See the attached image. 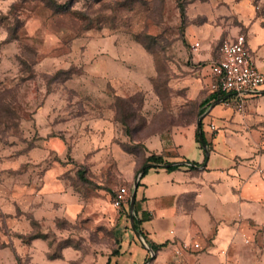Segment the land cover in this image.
<instances>
[{"label":"rangeland","instance_id":"374dc122","mask_svg":"<svg viewBox=\"0 0 264 264\" xmlns=\"http://www.w3.org/2000/svg\"><path fill=\"white\" fill-rule=\"evenodd\" d=\"M206 20L245 35L264 25V0H0V264L14 263V213L26 221L20 233L32 229L26 240L46 235L52 259L65 245L85 254L114 245L130 213L129 203L126 217L113 206L115 192L127 188L130 200L144 141L168 140L201 115L185 31ZM51 137L63 152L47 148ZM51 166L67 167L81 203L73 222L43 223L30 211ZM15 184L33 186L31 208L15 211ZM18 252L16 264H31Z\"/></svg>","mask_w":264,"mask_h":264},{"label":"crops","instance_id":"0c3cea01","mask_svg":"<svg viewBox=\"0 0 264 264\" xmlns=\"http://www.w3.org/2000/svg\"><path fill=\"white\" fill-rule=\"evenodd\" d=\"M238 35L234 26L208 20L186 28L185 41L194 49L189 53L194 71L190 93L200 104L215 94L210 90L215 82L211 65L219 58L218 45ZM243 36L264 74V25L252 23ZM216 100L204 110L208 112L200 129L197 120L175 128L168 140L153 136L144 141L143 167L153 164L145 163L150 156L163 159L162 164L145 169L135 195L134 219L146 217L139 223V233L149 247L157 248L150 264H264V85L241 99L211 107ZM239 100L243 103L240 110L232 106ZM47 108H40L37 117L42 118ZM46 142L50 151L63 152L59 138ZM66 168L51 166L44 171L39 191L45 197L33 209V186L15 184V211L29 207L33 218L43 223L59 217L71 222L78 218L81 203L66 183ZM124 210L122 217H126ZM13 216L9 221L20 239L18 244L9 242L13 264L19 248L31 264H144L150 257L132 230L130 213L128 228L115 233L116 241L109 248L93 247L85 254L65 245L60 257L53 259L48 256L51 246L46 235L26 240L32 229L20 233L18 226L26 221L19 214Z\"/></svg>","mask_w":264,"mask_h":264},{"label":"built area","instance_id":"2783aa9c","mask_svg":"<svg viewBox=\"0 0 264 264\" xmlns=\"http://www.w3.org/2000/svg\"><path fill=\"white\" fill-rule=\"evenodd\" d=\"M197 46V45H196ZM215 82L211 92L218 95H228L229 98H240L248 92H256L264 85V74L256 67L252 52L247 46L246 38L238 35L234 39L224 41L219 49V58L211 65ZM224 98V97H222ZM241 109L243 103L237 102ZM129 193L125 187L115 192L113 206L122 209L128 206ZM197 248L198 246L195 245ZM186 246L183 245V249Z\"/></svg>","mask_w":264,"mask_h":264},{"label":"water","instance_id":"95a60500","mask_svg":"<svg viewBox=\"0 0 264 264\" xmlns=\"http://www.w3.org/2000/svg\"><path fill=\"white\" fill-rule=\"evenodd\" d=\"M229 98V96L227 95L226 97L224 98H220L218 100H216L212 105L211 107H213L214 105H216L217 103H221L223 102L225 99ZM208 111H206L205 113H203L202 115H200V117L198 118V121H197V126H198V129H200V122L201 120L206 116ZM202 146L203 148L206 150L207 152V148H206V145L204 144V142L202 141ZM155 165L153 164H147L145 165L139 172L138 174V177L134 183V187L132 189V192H131V196H130V200H129V210H130V221H131V227H132V230L136 236V238L138 239V241L140 242V244L149 252L150 254V257L149 259L144 263V264H150L151 261L153 260V257L155 255L154 251L148 246V244L145 242V240L143 239V237L140 235V233L135 229L134 227V203H135V195H136V188L138 186V182H139V179L140 177L142 176L144 170L146 168H150V167H154ZM173 166H175V164H173Z\"/></svg>","mask_w":264,"mask_h":264},{"label":"trees","instance_id":"16d2710c","mask_svg":"<svg viewBox=\"0 0 264 264\" xmlns=\"http://www.w3.org/2000/svg\"><path fill=\"white\" fill-rule=\"evenodd\" d=\"M180 18H181V22L182 24L184 25L185 24V9L183 6H180ZM222 97H225V95H216V94H213L209 99H207L206 101H203L201 104H199V114H202L204 112V110L206 109V107L214 100L216 99H219V98H222ZM199 140V139H198ZM145 163H153V164H162L163 163V159L161 157H157V156H150L146 161ZM172 168H170L169 170H172ZM147 170L144 171V173H146ZM140 185L138 184V187ZM134 207L136 208V201H135V204H134ZM128 215V213H127ZM143 220H146V217H143L140 221H137L136 219H134V226L136 228V230L138 232L141 233L140 229H139V223ZM36 237V236H35ZM35 237H32V238H35ZM150 248L155 252L157 251V248L153 245H150Z\"/></svg>","mask_w":264,"mask_h":264}]
</instances>
